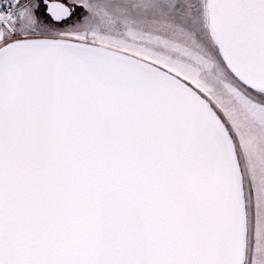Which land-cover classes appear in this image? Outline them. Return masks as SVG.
Returning a JSON list of instances; mask_svg holds the SVG:
<instances>
[{"label": "snow or ice", "instance_id": "1", "mask_svg": "<svg viewBox=\"0 0 264 264\" xmlns=\"http://www.w3.org/2000/svg\"><path fill=\"white\" fill-rule=\"evenodd\" d=\"M0 264H264V0H0Z\"/></svg>", "mask_w": 264, "mask_h": 264}]
</instances>
